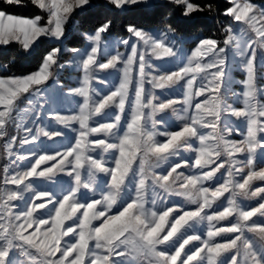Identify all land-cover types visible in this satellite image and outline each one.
<instances>
[{
	"label": "snow or ice",
	"instance_id": "6c2138e0",
	"mask_svg": "<svg viewBox=\"0 0 264 264\" xmlns=\"http://www.w3.org/2000/svg\"><path fill=\"white\" fill-rule=\"evenodd\" d=\"M30 2L38 14L13 11L25 0L0 6V49L16 48L23 59L42 56L26 73L13 72L11 60L0 63V140L8 158L0 180V264H264V71L258 70L264 69V6L228 0L223 15L234 24L223 28V38L198 37L186 62L170 70L152 63L180 59L170 25L165 31L130 25L127 38L109 42L107 21L83 33L85 47L69 48L77 17L100 5ZM169 2L190 19L216 11L213 3ZM156 3L108 0L121 11ZM46 41L56 46L45 54ZM66 52L71 58L60 63ZM71 65L82 71L79 86L64 93L81 98L75 112L45 116L75 135L60 149L18 154L17 144L66 138L39 123L42 112L32 120L35 131L21 114L31 112L33 97L41 109L55 104L63 87L59 70ZM237 66L245 73L239 92L232 78ZM177 85L182 98H170L166 90ZM169 110L180 126L161 131L156 116ZM38 182L57 188L39 190Z\"/></svg>",
	"mask_w": 264,
	"mask_h": 264
},
{
	"label": "trees",
	"instance_id": "16d2710c",
	"mask_svg": "<svg viewBox=\"0 0 264 264\" xmlns=\"http://www.w3.org/2000/svg\"><path fill=\"white\" fill-rule=\"evenodd\" d=\"M264 1V0H251ZM200 3H213L216 6V11L213 13L202 12L193 14V18H188L183 15L182 9L179 6L173 5L168 1L156 3L153 8H145L143 6L133 7L130 10L121 11L108 4V1L98 0L99 7L89 10L86 14L77 17L79 21L78 27L74 28L70 39L66 42L69 48L82 47L86 43V38L83 33H91L96 28L107 21H111L110 30L106 33L110 36H121L128 34L127 27L137 25L140 27L166 28L171 26L178 33L194 34L198 37L214 36L215 38H223L222 30L230 24V17L224 16V10L231 6L228 0H197ZM23 7H15L13 11L16 14L35 15L39 13V9L34 6L30 0H25ZM0 6L3 5V0H0ZM56 44L46 41L43 52L55 47ZM61 56V59H68L71 56L70 52H66ZM16 57L17 59H13ZM40 59L30 58L23 59L21 52L16 48L0 49V63L13 61L17 67H13L12 71L29 72L36 70ZM11 67V65H10ZM5 159V158H4ZM2 160V164L5 160Z\"/></svg>",
	"mask_w": 264,
	"mask_h": 264
},
{
	"label": "rangeland",
	"instance_id": "374dc122",
	"mask_svg": "<svg viewBox=\"0 0 264 264\" xmlns=\"http://www.w3.org/2000/svg\"><path fill=\"white\" fill-rule=\"evenodd\" d=\"M108 1V0H105ZM163 1H168V0H157V3L159 2H163ZM252 3L258 4L260 6H264V1H251ZM95 3L98 4V0H95ZM142 6V5H141ZM114 7V6H113ZM144 7V6H143ZM116 8V7H115ZM148 8V7H145ZM40 11V10H39ZM22 15V14H20ZM25 16H33V15H25ZM230 24H234V22L232 21V18L230 17ZM146 30H152V31H165L166 28H154V27H143ZM129 36V33L126 35H121V36H110L105 34L104 39L106 41H111L112 39L115 38H127ZM169 40H175L177 44H179L181 46V53H180V59L179 61L176 58H160V59H156L155 57L152 58V63L157 66H163L164 68L170 69V70H175L178 64H183L184 62H186L185 57L190 54V50L195 46L194 41L197 40V36L194 34H184V33H178L175 31V34H169ZM88 42L86 41V43L84 44V46L79 47V48H83L85 47V45ZM120 51H124L123 46H120ZM64 56V55H62ZM71 58V56L68 59H61L60 58V63H65L66 61H68ZM259 71H264V69H258ZM101 76H106V78L111 81L113 79V75H109V74H105V73H101ZM82 78V71L77 68L74 65L71 66H66L65 68L59 70V75H58V79H59V83L60 85H62L63 87H58L56 89V102L55 104L52 103H48L45 104L43 109H41V101L37 100L36 98H32L34 101V107H31V112L30 113H22L21 117L22 119L26 120L25 126H32L33 127V131H35V126L32 125V120L35 118V113L37 111L42 112L41 115V119L39 121V123L42 126H45L46 130H52V129H56V130H62L65 132V137L66 138H54L52 140L47 139L46 137L41 136L40 138V143L39 144H33V145H26L23 149L18 147V144L16 146V151L18 154H24L26 153L28 148H32V149H36L37 147H39L41 150H47L49 152H51L54 149H60L64 144H67L69 142V140L75 135L74 133H72L69 129L64 128V126L56 124L54 121L50 120V119H46L45 114L55 110L60 112L63 115H69L72 114L73 112H75L76 110V105L80 102L81 98L79 96H74V95H64V93H66L70 88H74L79 86L77 81ZM232 78L235 81V83L233 84V90L234 91H242V85L239 83L240 81H242L245 78V73L243 71L242 68L240 67H235L232 71ZM52 81H49V84H51ZM260 84H264V80H260L259 81ZM96 87L99 90H106V85L105 84H100L97 83ZM157 91V95H163V93L161 92V90H156ZM169 92V96L170 98H176V99H181V93L183 91L182 85H177L174 89H169L166 90ZM231 103V101H229ZM27 106V102L25 101L24 103L21 104V107H25ZM157 120H163V124L159 125V128L161 131L164 130L165 126H167L169 128V130H177L180 126V122L176 119V116L169 110L167 112L164 113H158L156 116ZM10 134L11 135H15L16 134V129L13 126L10 130ZM233 139H240L239 136L233 135L232 137ZM160 139H163V137H160ZM3 140H0V180H2L3 177V166L5 164L8 163V158L7 155L4 151L3 148ZM181 156L185 157V158H190L189 154L187 153H181ZM5 158V159H4ZM238 159H243V157L238 156ZM5 160V163L2 164V160ZM177 162L179 160V158H176ZM158 172L160 171L159 169L157 170ZM187 171V170H185ZM61 176H63V174H60ZM62 183L67 186V179L65 178ZM257 185H259L260 182H256ZM39 190H44V189H53L55 190L57 188V185L53 182H38L35 185ZM26 198H27V194H26ZM174 199H181V198H174ZM203 228V226H201ZM31 231V230H29ZM249 236H252V234H249ZM258 239V237H256ZM17 258L20 260H25L24 257L19 256L17 254Z\"/></svg>",
	"mask_w": 264,
	"mask_h": 264
}]
</instances>
